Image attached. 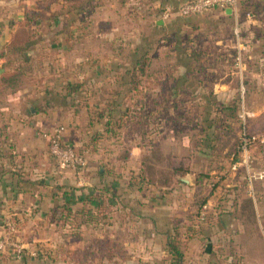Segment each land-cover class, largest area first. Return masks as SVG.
I'll return each mask as SVG.
<instances>
[{"label":"rangeland","instance_id":"374dc122","mask_svg":"<svg viewBox=\"0 0 264 264\" xmlns=\"http://www.w3.org/2000/svg\"><path fill=\"white\" fill-rule=\"evenodd\" d=\"M186 1L37 0L24 16L35 23L20 26L18 37L26 50L44 57L42 62L36 59L34 65L29 64L39 63L37 83L54 91L55 85L63 86L72 77L82 86L77 98L83 100L79 96L84 90L92 99L96 95L98 100L105 99L107 115L122 72L147 58L146 75L138 78L140 89L132 91L130 84V92L129 79L123 80L126 98L120 101L130 107L127 122L105 135L100 155L84 154L88 169L98 170L110 159V165L114 162L118 167L117 158L124 149L134 150L139 157L151 155L153 146L190 168L156 200L151 192L140 191L130 175L121 178L118 187L122 189L113 194V222L108 229L115 233L116 242L129 229L141 232L140 221L144 224L143 214H148L158 221L157 232H179L189 240L188 232H206L212 239L207 246L216 249L212 254L220 264L250 260L262 264L264 0H257L250 11L241 2L238 22L215 10L192 18L175 15L164 29L157 28L156 21H162L167 9ZM14 8L0 9V19L9 25L15 22ZM249 12L251 20L245 18ZM5 52L12 53L10 49ZM7 64L29 72L28 65L23 67L15 59H8ZM5 78L0 99L16 89L15 77ZM50 98L54 99L52 94ZM246 141L247 152L243 148ZM46 222L43 264H57L59 247L66 244L62 236L72 229H65L56 217ZM106 224L76 232H105ZM37 260L42 264V259Z\"/></svg>","mask_w":264,"mask_h":264},{"label":"crops","instance_id":"0c3cea01","mask_svg":"<svg viewBox=\"0 0 264 264\" xmlns=\"http://www.w3.org/2000/svg\"><path fill=\"white\" fill-rule=\"evenodd\" d=\"M36 1L0 0V4L14 6L17 10L16 21L11 25L0 19V25L3 26L0 32V84L7 76H14L16 82V89L4 88L11 90L8 98H1L3 101L0 99V236L7 239L10 246L0 257V264H38V258L42 259L43 264L46 261V221L54 217L52 210L61 214L64 206L72 208L74 213L80 212L81 214L77 215L82 223L87 221L84 215L88 210L93 209L95 212L106 209L107 230L78 232L81 236L77 239L71 238L70 235L62 236L66 238V244L59 247L57 264H179L173 260L168 250V239L174 236L175 232H157L159 223L152 220L148 214H143L146 217L144 224L140 221L143 230L131 232L129 229L128 232H123L120 242H116L115 233L108 230L113 222V194L122 189L118 187V183L121 178L130 175V168L135 166L141 157L134 156V150L133 160L126 168L118 161L120 166L115 167L114 162L111 166L110 159L98 170L91 167L83 172L57 164L51 156L49 136L57 127L65 128L66 143L85 149L91 137L103 129V123L94 117L93 112L88 111L90 105L100 102L97 95L93 99L87 98V105L72 100L67 94L65 89L70 82H74L72 77H69L63 86L55 85L54 91L46 84L42 86L36 82L41 71L39 63L35 66L33 63L36 59V62H42V54L37 56L33 51L23 49L19 52L12 51L11 54L5 52L6 44L11 42L20 26L26 25L25 10H29L30 5H35ZM5 6L0 5L1 11ZM156 23L158 26H166L161 20ZM8 59H15L23 67L28 65L29 72L24 73L20 66L10 67L7 64ZM119 84L115 86L116 89L125 87L124 82ZM51 94L54 99L50 98ZM83 96L87 95L80 93L79 98ZM89 154L100 155V151ZM110 167L115 170L112 174L108 172ZM119 167L122 168L121 172L118 171ZM128 186L130 188L129 183ZM172 187L160 190L155 188L152 197L156 200L162 190L168 191ZM147 200L144 201L146 206L150 204V199ZM9 224H16L20 236L9 234ZM103 224H83L82 231L87 230V227L102 228ZM25 232L24 237H21ZM187 234L192 239H186L182 234L180 239L181 242L188 243L186 247L182 245V252L185 254L182 264H220L212 254L216 249L207 246L212 239L206 232H203L204 235L200 232ZM14 244L24 248L21 260L14 256ZM117 250L123 254L122 260L116 256L119 255ZM34 252L36 256H33ZM108 256L116 257L109 259ZM250 261L245 263L261 264Z\"/></svg>","mask_w":264,"mask_h":264},{"label":"trees","instance_id":"16d2710c","mask_svg":"<svg viewBox=\"0 0 264 264\" xmlns=\"http://www.w3.org/2000/svg\"><path fill=\"white\" fill-rule=\"evenodd\" d=\"M77 3L74 4L76 9L79 8V4ZM255 4H257V0H242V5L246 8V11H250ZM178 7H176L175 11L172 13L170 21L173 20L175 15H177V17H181L177 12ZM27 11L28 10H25L26 13L24 12V16L28 14ZM227 17L232 18L231 16ZM33 23H35L34 20L31 21L25 19L26 25H33ZM157 28L164 29L165 26H157ZM19 34L20 32L16 33L11 42L6 44L5 49H10V51L13 52H19L22 51V49L26 51L25 46L23 48V40H20V38L18 37ZM146 59L147 58L142 61L138 60L131 69H129L128 71L126 70V72L124 71V75L122 74V82L125 79H129V81H127V85L130 86V92L137 91L138 89H140V81L138 78H140V76L142 75H146L145 67H147L148 62ZM130 84L133 85L132 91ZM80 88H82V86H80L79 84L70 82V84L67 85L65 90L67 91V94L71 97L72 100H77L79 101V103L84 102L88 105L87 102L89 99L87 98H89V96H84L83 100L77 98ZM121 88L122 87L117 89L113 88V101H110L109 103V105L113 106V108L109 110L110 112L108 115L106 114V112L103 111L106 107H108V103L105 99H100V102L90 105V109L88 111L93 112L92 114L99 122L102 121L103 129L91 137V139L86 144L85 149L76 148L75 146L71 145L79 155H84L88 152H99L101 150V143L105 139V135H111L115 133L117 129L122 128L127 122L128 115L131 112L130 107L125 106V101H120L126 98V95L123 97L124 93L122 92ZM82 93L85 94L87 92L83 90ZM113 114H116L117 116H112ZM249 139L250 141H252L253 135L249 134ZM152 149L153 151L151 152V155H142L139 158L137 164L135 166H132L129 170L131 180H137V185H139L138 189L142 192L148 191L153 193V189L155 188H159V190L171 188L174 182L178 180L179 176H184L185 174H187V170L188 168H190L189 164L184 165L183 161H181L173 154H164L158 146H153ZM132 160V150L128 148L124 149L117 158V161L125 168L129 165V162H132ZM114 171V167H110L108 169V172L110 174L114 173ZM52 212H54V217H56L59 222L62 223L65 229H67V227H69V229H72L71 232H66L65 235H70L73 239H77L79 236H81V234L76 232V230H80L83 227V224L101 225L107 219L106 209L102 211L97 210L95 212L93 209L88 210V212L84 215V217L87 218V221L84 223L79 221L80 219L77 213L79 214L80 212L74 213L73 209L70 207L64 206V210L63 212H61V214L57 210H52ZM68 224L72 225L73 227H70ZM180 239L181 234H179V232H175V235L168 239V250L173 256V260H175L179 264H182L184 261L185 254L182 252L183 242H181ZM116 252L119 253V255H116L117 257H121L123 255L120 250H117ZM116 256L108 257L109 259H114Z\"/></svg>","mask_w":264,"mask_h":264},{"label":"built area","instance_id":"2783aa9c","mask_svg":"<svg viewBox=\"0 0 264 264\" xmlns=\"http://www.w3.org/2000/svg\"><path fill=\"white\" fill-rule=\"evenodd\" d=\"M241 2L242 0H188L177 8V12L181 17L190 18L217 10L225 15L231 16L238 22L242 15ZM174 11L175 8L167 9L162 16V22L166 23L170 21ZM245 18L251 20V13H247ZM64 133L65 128L61 126L57 127L49 136L51 156L64 166L72 168L77 172L85 171L88 168L86 157L79 155L70 144L64 141ZM243 146L247 152L248 142L246 141ZM17 229L16 224L8 225L9 234H15ZM8 247H10L8 240L0 236V257L7 251ZM13 249L14 256L18 260H21L24 256V248L19 244H14ZM33 256H36V252H34Z\"/></svg>","mask_w":264,"mask_h":264},{"label":"water","instance_id":"95a60500","mask_svg":"<svg viewBox=\"0 0 264 264\" xmlns=\"http://www.w3.org/2000/svg\"><path fill=\"white\" fill-rule=\"evenodd\" d=\"M228 13H230V11H228ZM163 23H159V25H162ZM183 181H185V182H187V183H189L188 181H186V180H183Z\"/></svg>","mask_w":264,"mask_h":264}]
</instances>
